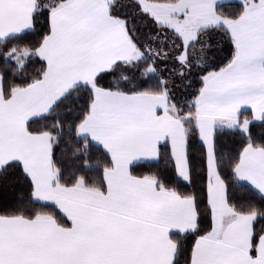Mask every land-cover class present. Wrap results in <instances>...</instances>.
<instances>
[{
  "label": "snow or ice",
  "instance_id": "obj_1",
  "mask_svg": "<svg viewBox=\"0 0 264 264\" xmlns=\"http://www.w3.org/2000/svg\"><path fill=\"white\" fill-rule=\"evenodd\" d=\"M0 264H264V0H0Z\"/></svg>",
  "mask_w": 264,
  "mask_h": 264
}]
</instances>
